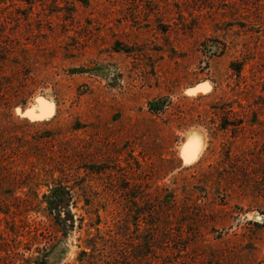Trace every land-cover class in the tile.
<instances>
[{"label": "rangeland", "instance_id": "rangeland-1", "mask_svg": "<svg viewBox=\"0 0 264 264\" xmlns=\"http://www.w3.org/2000/svg\"><path fill=\"white\" fill-rule=\"evenodd\" d=\"M0 164L66 182L94 261L264 264V0H0ZM13 195L0 231L34 251L52 222ZM85 229L49 264L76 263Z\"/></svg>", "mask_w": 264, "mask_h": 264}, {"label": "trees", "instance_id": "trees-1", "mask_svg": "<svg viewBox=\"0 0 264 264\" xmlns=\"http://www.w3.org/2000/svg\"><path fill=\"white\" fill-rule=\"evenodd\" d=\"M234 72L239 74L240 69L234 70ZM168 106L169 104L165 99L160 97L148 103V111L151 115L158 117L164 114ZM225 112L226 109L224 108H213V114L215 116L220 115L219 118L221 115H224ZM196 124L201 125L200 123ZM230 126H235V129H238L240 125L226 124L222 125L220 128L221 130H226ZM26 173L24 169H15L10 167L9 164H0V184L10 187L12 191L20 190L23 198L14 195L12 197V199L18 201L21 205V210L16 209L19 215L29 212L40 213L52 222L51 226L53 232L49 234L48 237H42V240H45L44 245L41 247L36 245L34 251H32V246L35 244L36 239L32 237L30 241L24 243L20 239L23 238V235L19 233L13 219L11 221H6L5 218H3L7 227L0 231V264H49L48 259L52 256L58 241L61 240V238H67L70 232L82 230L83 227H86L84 230L86 239L81 241V245L78 246L80 251L75 260L76 263L109 264L111 259L109 262L93 260V256L96 252L106 259L102 253L107 252H99L104 249H100V244L95 240V236H98V238L100 237L98 235L100 230L93 227V225L84 224L82 216L75 217V214L70 212L68 202L72 200L73 193L70 187L66 185V182H63V180H61L62 178H50L40 181V179H38L40 175L39 172H35V181H30ZM42 186L45 187L46 190L41 194L39 199V189ZM42 204L45 206L41 207ZM9 207L10 205L5 201L0 200V214L7 216L9 214ZM13 214L14 216L12 218L19 216L18 214ZM91 229L95 230V235L90 232ZM27 234H29V232ZM32 241L33 243H31ZM20 249L22 252H20ZM115 249L116 248H113L112 250ZM141 249L140 255L136 258L142 259L146 257L151 252L152 245L149 241H145ZM117 252L115 250L113 253L115 256H111L114 261L120 259Z\"/></svg>", "mask_w": 264, "mask_h": 264}, {"label": "bare ground", "instance_id": "bare-ground-1", "mask_svg": "<svg viewBox=\"0 0 264 264\" xmlns=\"http://www.w3.org/2000/svg\"><path fill=\"white\" fill-rule=\"evenodd\" d=\"M194 140L196 141L197 139H194ZM197 141H198V140H197ZM189 147H191L190 143H189ZM189 147H188V148H189ZM193 147H195V146H193ZM188 148H187V149H188ZM191 148H192V147H191ZM189 150H190V149H189ZM190 156H191V155H190ZM191 157H192V156H191ZM188 158H189V157H188Z\"/></svg>", "mask_w": 264, "mask_h": 264}]
</instances>
